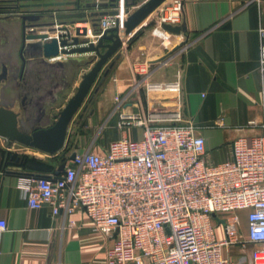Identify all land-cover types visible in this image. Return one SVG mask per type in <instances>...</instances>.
Here are the masks:
<instances>
[{"label":"crops","instance_id":"obj_1","mask_svg":"<svg viewBox=\"0 0 264 264\" xmlns=\"http://www.w3.org/2000/svg\"><path fill=\"white\" fill-rule=\"evenodd\" d=\"M7 1L0 0V61L9 71L23 69V74L0 84V103L19 113L28 130L47 127L91 65L84 64L86 54L44 61L27 53L25 63L17 62L15 38L20 36L21 22L5 4ZM144 1L119 0V7L127 15ZM172 1L165 0L128 36L121 35L122 47L103 70L114 59L113 67L101 83L94 84L58 153L18 143H13L16 149L7 142L5 147L0 146V220L6 223V229L0 230V264H107L105 251L111 239L93 231L82 210L52 215L47 206L32 209L18 182L28 175L55 176L61 158L74 151L102 153L122 134L138 137L137 129H119L121 112L168 111L180 101L182 122L197 127L196 134L204 138L206 161L210 164L229 158L234 139L264 135L260 69L264 0H180L178 24L185 21L187 29L179 34L165 31L156 22L159 11ZM48 20L47 15L42 18ZM90 25L89 20L75 24ZM10 50L13 57L4 59ZM143 71L148 72L149 81L178 79L180 92H146L143 85L136 89L135 80L145 76ZM35 99L39 104L33 102ZM237 214L240 236L247 239V211ZM217 231L222 238V229ZM250 249L228 247L223 255L232 261L247 260Z\"/></svg>","mask_w":264,"mask_h":264},{"label":"built area","instance_id":"obj_2","mask_svg":"<svg viewBox=\"0 0 264 264\" xmlns=\"http://www.w3.org/2000/svg\"><path fill=\"white\" fill-rule=\"evenodd\" d=\"M118 8L119 15L103 17L102 29L126 17L119 0ZM181 9L173 0L156 22L177 25ZM260 37L264 83V28ZM143 73L136 89L180 92L178 79L149 81ZM180 106L121 112L119 129H137L138 137L122 134L102 153L74 151L59 175L21 177L18 188L28 206H47L52 215L82 210L92 230L111 239L107 264H264V135L234 139L229 158L210 164L204 138L192 122H182ZM241 210L247 211V239L240 236ZM233 246H250L248 259L225 257L223 249Z\"/></svg>","mask_w":264,"mask_h":264},{"label":"water","instance_id":"obj_3","mask_svg":"<svg viewBox=\"0 0 264 264\" xmlns=\"http://www.w3.org/2000/svg\"><path fill=\"white\" fill-rule=\"evenodd\" d=\"M12 1L22 2L15 6L22 10L17 14L22 28V50L32 57L40 56L44 61L61 56L86 54L84 64L91 65L82 74L73 94L53 115V122L47 127H31L28 130L24 127L19 113L0 103V137L6 140L8 146L18 143L49 154H56L64 147L68 128L83 107L94 84L101 83L113 67L114 59L103 70V66L113 56H117L115 54H118L122 47L121 35L128 36L165 0H145L132 12H127L123 20L116 19L114 26L105 29L101 28L103 17L116 16L120 13L118 0L99 3L90 0ZM107 6L112 8L99 10ZM45 15L49 17L48 21H42ZM85 20L90 21V28L75 26L77 21ZM160 26L172 34L186 33L187 29L185 21L177 25L162 23ZM57 63L63 65L58 59ZM3 72H6L5 65ZM101 72L102 75L98 79ZM6 80L7 78L3 79L0 76V84ZM74 156L75 152H72L68 158L73 159ZM65 165L66 158H63L58 165L56 175L63 172Z\"/></svg>","mask_w":264,"mask_h":264},{"label":"flooded vegetation","instance_id":"obj_4","mask_svg":"<svg viewBox=\"0 0 264 264\" xmlns=\"http://www.w3.org/2000/svg\"><path fill=\"white\" fill-rule=\"evenodd\" d=\"M22 2L16 3L13 2L12 0H8L7 3L8 4V8L10 10L13 11V14H15L17 16V14L22 11L21 9L16 8L15 6L17 4H21ZM15 44L18 45V51L15 55V59L17 62L21 61L22 63H25V54H27V52H25L24 50H22V28H21V23H20V36L15 38ZM1 52V51H0ZM2 53H0V59H1ZM13 57V52L10 50L5 54L4 59L8 58H12ZM5 63H3L2 61H0V76L1 78H9V79H16L17 77L20 76V74H23V69H10V71L7 69V66L5 65V71L3 72V67H4ZM36 101L33 100V102L35 104H39L38 100L35 99ZM23 104V102H22ZM25 107V106H24Z\"/></svg>","mask_w":264,"mask_h":264},{"label":"rangeland","instance_id":"obj_5","mask_svg":"<svg viewBox=\"0 0 264 264\" xmlns=\"http://www.w3.org/2000/svg\"><path fill=\"white\" fill-rule=\"evenodd\" d=\"M86 66H87V65H86ZM73 92H74V91H73ZM72 94H73V93H72ZM75 117H76V116H75ZM5 144H6V140L0 137V146H1V147H5ZM12 147H15V149H16V147H18V146L13 144ZM13 151H16V150L13 149Z\"/></svg>","mask_w":264,"mask_h":264},{"label":"trees","instance_id":"obj_6","mask_svg":"<svg viewBox=\"0 0 264 264\" xmlns=\"http://www.w3.org/2000/svg\"><path fill=\"white\" fill-rule=\"evenodd\" d=\"M63 158H67V157H62L61 159H63Z\"/></svg>","mask_w":264,"mask_h":264}]
</instances>
